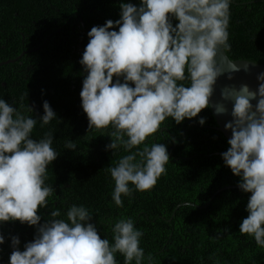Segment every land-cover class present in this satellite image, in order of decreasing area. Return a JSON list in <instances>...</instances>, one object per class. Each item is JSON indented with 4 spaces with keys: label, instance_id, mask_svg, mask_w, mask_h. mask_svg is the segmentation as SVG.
I'll list each match as a JSON object with an SVG mask.
<instances>
[{
    "label": "clouds",
    "instance_id": "clouds-1",
    "mask_svg": "<svg viewBox=\"0 0 264 264\" xmlns=\"http://www.w3.org/2000/svg\"><path fill=\"white\" fill-rule=\"evenodd\" d=\"M233 0H122L119 19L93 26L79 60L87 73L80 91L88 129L111 128L105 148L113 155L123 150L115 166L107 169L114 181L112 201L124 206L123 197L150 191L170 160L168 145L145 141L161 129L166 118L176 124L193 119L203 109L230 115L224 127L231 131L223 162L239 178L238 187L249 193L248 215L239 231L254 237L264 248V71L257 86L226 85L213 101L215 86L225 71L218 64L219 49L228 50ZM255 64L254 62H251ZM247 70V65L245 69ZM241 71L231 62L228 80ZM115 78V79H114ZM255 102V103H253ZM39 118L0 98V225L8 221L37 226L34 240L21 250L19 235H10L13 249L8 264H155L141 247L144 233L132 217L112 223L113 241L102 238L89 208L72 204L66 212L50 213L41 223L39 210L48 206L55 191L45 183L48 168L59 157L52 147L54 133L32 136L37 122L48 125L57 113L43 101ZM28 112L34 113L29 106ZM198 123L204 125L206 117ZM173 142H176L173 138ZM142 145V147H140ZM66 149L75 151L72 140ZM0 231V245L5 243ZM2 251V249H0Z\"/></svg>",
    "mask_w": 264,
    "mask_h": 264
},
{
    "label": "trees",
    "instance_id": "trees-1",
    "mask_svg": "<svg viewBox=\"0 0 264 264\" xmlns=\"http://www.w3.org/2000/svg\"><path fill=\"white\" fill-rule=\"evenodd\" d=\"M121 2L0 0V62L17 57L0 65V98L34 118L43 114L44 100L57 113L48 125L41 127L38 121L32 133L39 139L51 130L52 147L60 154L48 168L45 183L55 191L47 198L48 206L39 210L41 223L53 219L55 210L61 213L58 218L67 219L68 207L83 204L110 243L112 223L132 217L144 233L145 257L151 254L155 264H264V248L239 231L250 194L239 189V178L223 162L228 139L217 129L210 108L179 125L166 118L162 130L145 141L168 145L166 173L150 191H136L130 183L133 196H122V208L112 201L114 181L107 169L127 153L106 150L111 128L88 129L80 97L87 73L79 60L88 31L119 19ZM230 8L228 56L264 64V0H233ZM29 106L34 113L27 111ZM200 116L206 117L204 125L198 123ZM69 140L77 144L75 151L66 149ZM226 185L235 186L218 191ZM36 230L19 220L0 225L6 238L0 245V264H8L13 251L10 235H19L23 250ZM117 260L124 264L119 253ZM144 264H149L147 259Z\"/></svg>",
    "mask_w": 264,
    "mask_h": 264
},
{
    "label": "water",
    "instance_id": "water-1",
    "mask_svg": "<svg viewBox=\"0 0 264 264\" xmlns=\"http://www.w3.org/2000/svg\"><path fill=\"white\" fill-rule=\"evenodd\" d=\"M17 57L15 58H10L5 61H1V64L10 62V61H15ZM218 64L220 67H222L225 71V74L222 75L219 79L218 82L215 86V93L212 98L213 101L218 100L220 98V91L225 88L226 85H233V86H238L240 83H248L250 84L253 88L257 86V80H256V75L260 71H264V64L263 63H258L255 61H251L248 59H231L227 52L223 50L222 48L219 49L218 52ZM236 61V63L239 65L241 68V71L234 73L235 78L233 80H228L227 74L230 71V65L231 62ZM254 62L255 64L251 63ZM245 65H247V70L245 69ZM255 103V102H253ZM212 111V114L214 115L216 122H217V129L220 130L228 139L231 136V131L226 130L224 125L225 123L231 119L230 115H218L215 113V110L213 108H210ZM235 185H226L219 189L218 191L224 190L225 188H230L234 187ZM217 191V192H218ZM216 192V193H217ZM215 193V194H216ZM185 204V203H184Z\"/></svg>",
    "mask_w": 264,
    "mask_h": 264
}]
</instances>
